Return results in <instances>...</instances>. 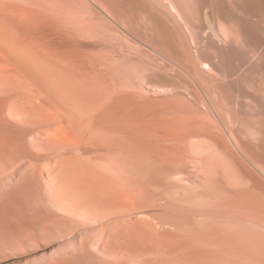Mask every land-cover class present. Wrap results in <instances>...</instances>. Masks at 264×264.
Returning a JSON list of instances; mask_svg holds the SVG:
<instances>
[{
    "label": "rangeland",
    "instance_id": "rangeland-1",
    "mask_svg": "<svg viewBox=\"0 0 264 264\" xmlns=\"http://www.w3.org/2000/svg\"><path fill=\"white\" fill-rule=\"evenodd\" d=\"M44 5L55 31L71 16L102 28L89 0ZM140 46L105 57L97 87L54 68L39 85L0 62V264H264L251 205L190 190L187 115L146 83L158 62Z\"/></svg>",
    "mask_w": 264,
    "mask_h": 264
},
{
    "label": "bare ground",
    "instance_id": "bare-ground-1",
    "mask_svg": "<svg viewBox=\"0 0 264 264\" xmlns=\"http://www.w3.org/2000/svg\"><path fill=\"white\" fill-rule=\"evenodd\" d=\"M89 1L102 28L82 15L86 21L71 16L55 31L43 0H0V62L39 85L54 68L68 82L97 87L109 58L117 64L132 46L148 47L158 68L146 83H158L177 101L175 113L187 115L176 139L189 148L190 190H208L217 206L223 196L214 190H228L251 205L247 220L264 231V0ZM220 211L207 217L224 218Z\"/></svg>",
    "mask_w": 264,
    "mask_h": 264
}]
</instances>
